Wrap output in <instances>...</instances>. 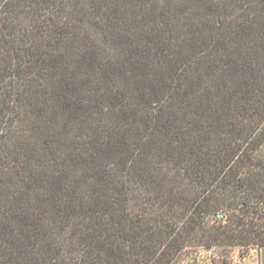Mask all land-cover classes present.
<instances>
[{"label":"trees","instance_id":"trees-1","mask_svg":"<svg viewBox=\"0 0 264 264\" xmlns=\"http://www.w3.org/2000/svg\"><path fill=\"white\" fill-rule=\"evenodd\" d=\"M200 248L263 255L264 0H0V264Z\"/></svg>","mask_w":264,"mask_h":264},{"label":"rangeland","instance_id":"rangeland-1","mask_svg":"<svg viewBox=\"0 0 264 264\" xmlns=\"http://www.w3.org/2000/svg\"><path fill=\"white\" fill-rule=\"evenodd\" d=\"M235 250V249H234ZM233 250H224L223 252L227 258V263L225 262V258L221 256L222 253H220L218 250H207L205 248H200V249H194L192 251L191 256L189 257L188 260H186L185 264H230L229 260V255H231V252ZM240 254H245L248 255V260L251 263H255L257 260V254L255 253L252 258H250L251 254L253 253L251 250H246V249H239L238 250ZM194 261H196L194 263ZM262 264H264V250H263V255H262Z\"/></svg>","mask_w":264,"mask_h":264},{"label":"built area","instance_id":"built-area-1","mask_svg":"<svg viewBox=\"0 0 264 264\" xmlns=\"http://www.w3.org/2000/svg\"><path fill=\"white\" fill-rule=\"evenodd\" d=\"M239 249H235L231 252L230 258L231 263L230 264H262V253L257 248H252L251 251H254L257 254V260L255 263H251L248 260V255H241L238 251Z\"/></svg>","mask_w":264,"mask_h":264},{"label":"crops","instance_id":"crops-1","mask_svg":"<svg viewBox=\"0 0 264 264\" xmlns=\"http://www.w3.org/2000/svg\"><path fill=\"white\" fill-rule=\"evenodd\" d=\"M253 253L250 255L251 257L250 258H252V256L255 254V252L254 251H252Z\"/></svg>","mask_w":264,"mask_h":264}]
</instances>
